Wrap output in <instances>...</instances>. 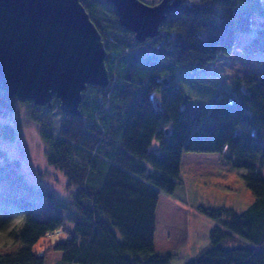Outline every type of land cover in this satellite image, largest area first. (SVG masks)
<instances>
[{
  "label": "trees",
  "instance_id": "16d2710c",
  "mask_svg": "<svg viewBox=\"0 0 264 264\" xmlns=\"http://www.w3.org/2000/svg\"><path fill=\"white\" fill-rule=\"evenodd\" d=\"M81 2L102 35L110 83L88 85L79 116L62 112L57 97L48 107L0 90V110L28 104V117L50 146L48 163L70 190L64 203L36 188L59 212L42 210L26 194L24 186H32L19 160L6 158L0 232L10 245L0 244V264H45L51 249L60 253L58 264H170L177 253L156 248L157 210L162 191L173 193L182 181L186 152L219 153L245 169L254 194L241 212L202 207L217 224L210 244L186 264H264V66L234 77L232 91L211 110L186 106L176 83L179 69L203 68L231 53L237 32L256 20L250 46L264 50V0H182L161 33L144 42L119 22L108 0ZM0 137L14 139L13 125L0 123ZM42 239L41 251L35 246Z\"/></svg>",
  "mask_w": 264,
  "mask_h": 264
},
{
  "label": "rangeland",
  "instance_id": "374dc122",
  "mask_svg": "<svg viewBox=\"0 0 264 264\" xmlns=\"http://www.w3.org/2000/svg\"><path fill=\"white\" fill-rule=\"evenodd\" d=\"M158 1L146 0L149 4ZM258 25L256 20L250 30L237 32L231 53L219 55L203 68L177 71L176 83L186 94V106L211 110L220 95L232 91L234 77L262 70L264 50L254 51L250 46ZM159 96L153 94L155 100ZM27 107L28 104L16 101L14 110H0V123H10L15 129L14 139L0 137V155L4 156L0 157V183L6 158L19 160L20 171L32 186H24L26 194L34 196L42 210L58 213L48 196L36 188L49 190L56 200L65 203L70 199L67 179L48 163L50 146L40 135L39 123L28 117ZM158 148L155 140L151 149ZM219 156L186 152L181 166L182 181L173 193L162 191L160 195L156 248L177 253L170 264H186L210 244V232L217 222L202 207L226 206L241 212L254 201L243 177L245 169L232 167ZM37 215L40 216L39 212ZM67 226L72 228L70 223ZM7 241L0 232V244L8 243L5 249L10 245ZM44 241H39L36 249L42 251ZM60 259V253L51 249L45 264H58Z\"/></svg>",
  "mask_w": 264,
  "mask_h": 264
},
{
  "label": "water",
  "instance_id": "95a60500",
  "mask_svg": "<svg viewBox=\"0 0 264 264\" xmlns=\"http://www.w3.org/2000/svg\"><path fill=\"white\" fill-rule=\"evenodd\" d=\"M108 1L140 42L159 35L182 2ZM106 55L81 0H0V90L19 100L52 107L57 97L64 113L79 116L87 86L110 83Z\"/></svg>",
  "mask_w": 264,
  "mask_h": 264
},
{
  "label": "crops",
  "instance_id": "0c3cea01",
  "mask_svg": "<svg viewBox=\"0 0 264 264\" xmlns=\"http://www.w3.org/2000/svg\"><path fill=\"white\" fill-rule=\"evenodd\" d=\"M219 155H220V154H219ZM219 157H220V160H222V159H221V155H220ZM156 236H157V235H156Z\"/></svg>",
  "mask_w": 264,
  "mask_h": 264
},
{
  "label": "bare ground",
  "instance_id": "6f19581e",
  "mask_svg": "<svg viewBox=\"0 0 264 264\" xmlns=\"http://www.w3.org/2000/svg\"><path fill=\"white\" fill-rule=\"evenodd\" d=\"M163 251V250H162Z\"/></svg>",
  "mask_w": 264,
  "mask_h": 264
}]
</instances>
